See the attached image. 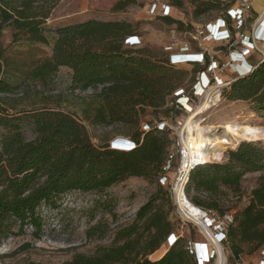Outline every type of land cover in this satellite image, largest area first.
<instances>
[{
    "label": "trees",
    "instance_id": "trees-1",
    "mask_svg": "<svg viewBox=\"0 0 264 264\" xmlns=\"http://www.w3.org/2000/svg\"><path fill=\"white\" fill-rule=\"evenodd\" d=\"M59 1L0 0V35L7 26L14 30V43L25 40L47 44L43 26ZM185 1L169 0L168 4L181 9ZM129 3L117 2L113 12L123 10ZM190 3H197L195 17L209 9H223L218 0ZM162 19L181 26L172 18ZM130 29L127 21L89 19L65 24L54 32L51 57L33 67L27 77L45 82L59 67H68L74 91L101 87L96 94L100 104L89 119L91 123L135 127L144 107H164L173 91L184 85L175 76L180 70L171 66L168 58L157 59L149 50L126 49L125 38L136 36ZM3 74L0 62V96L15 88L2 78ZM222 95L229 101H252L264 110V59L248 75L233 81ZM26 121L34 133L31 140L23 135ZM149 126L146 132L134 133L130 140L136 147L132 151L121 152L108 145H94L85 126L70 114L46 107L10 114L0 101V240L13 225H18L19 230L30 226L34 238L39 239V207L54 208L55 200L71 192L93 194L99 198L94 204H99L102 198H108L110 188L128 178H156L158 183L172 143L167 131ZM253 141L228 151L225 163H205L193 169L186 186V195L193 205L212 211L218 209L220 187L238 191L243 175L262 172L248 204L228 225L227 237L233 242L230 249L235 256L243 254L240 245L249 246L252 251L264 246V148ZM157 186V194L137 210L132 221L121 223L113 216L112 242L117 245L100 249L93 257L78 256L69 264H195L182 238L164 255L165 249L157 261L147 258L173 232L167 212L157 203L163 192ZM191 191L207 198L191 197ZM104 233L100 223H96L86 230L85 236L102 237Z\"/></svg>",
    "mask_w": 264,
    "mask_h": 264
},
{
    "label": "rangeland",
    "instance_id": "rangeland-1",
    "mask_svg": "<svg viewBox=\"0 0 264 264\" xmlns=\"http://www.w3.org/2000/svg\"><path fill=\"white\" fill-rule=\"evenodd\" d=\"M119 1L126 2L127 0H60L43 26L47 44L31 43L25 40L14 43L13 28L4 27L0 35V62L4 70L2 78L15 87L10 94L0 96V101L7 112L18 114L22 111H31L42 107L60 110L79 120L85 126L92 143L96 146H109L118 138L130 140L134 133L142 131L146 124L154 125L160 121H168V123L176 125L174 120L192 116L191 124L193 126L198 123L202 127L220 126V128L210 132L207 130L198 131L196 133L198 137L202 135L211 141L215 137L224 136L227 141L232 142L229 143L230 146H224L219 156L210 154L208 156L210 163H225L227 160L226 153L236 149L240 143L246 141L254 140L253 142H258L264 148V110H259L252 101H229L222 95L217 106L210 108V110L199 111V109L195 110L191 106L188 111L179 114L173 112L171 115L169 108L144 107L143 111H140V119L135 127L122 124L104 126L93 124L89 120L100 104V99L96 97L99 88L97 87L92 94L84 95L75 92L71 88V71L68 67H59L45 82L28 79L27 74L33 67L51 57L55 39L54 32L59 27L69 23L70 19L75 21L76 17H80L81 19L91 18L102 21H127L131 25L132 34H136L139 38L140 44L126 47V49L132 51L149 50L152 54H156L157 59H164L168 58L170 53L178 52L177 49L183 44H186L192 52L198 51L199 39L194 33V28L204 26L208 22H214L219 17V13L223 12L209 9L195 17L193 11L197 3L191 4L190 0H186L183 7L176 9L171 17L181 23L179 26L167 24L162 18L151 17L147 14V9L153 2L168 3L169 0H129L131 3L123 10L113 12V7ZM198 1L208 2L212 0ZM221 7L230 8L229 5H222ZM263 10L264 0H255L241 33L250 36L255 22ZM231 30L233 37L231 42L236 43L241 33L232 27ZM172 44H175L174 50L166 51L165 49L172 47ZM256 46L258 51L252 50L247 53L248 56L246 55L247 58L253 57L252 63H249L251 69L247 67L246 72L252 71L263 60L264 42H256ZM203 48L214 58L215 56L221 57L217 60L221 64L227 63L228 52L234 50V48H229L226 43H206ZM239 48L241 50V47ZM242 52L246 53L244 50ZM223 57H226L224 61L222 60ZM235 65L233 63L231 66H225L220 74L223 81L231 84L233 81L248 75L237 71L238 66L235 67ZM175 68L180 70V73L175 76L179 78L180 85H184L187 91L194 77L203 67L194 64L187 65V67L180 65ZM233 121L240 125L244 124L243 126L247 125L246 127L252 126L260 129H254L255 131L249 139L241 140L237 136L227 134L221 127L224 123H232ZM22 131L25 139L34 138L29 121L23 123ZM173 134L174 131H168L167 135L172 144L167 150L175 142ZM235 138L237 139L235 140ZM260 175L262 172L243 175L238 191L220 187L222 195L217 199L218 209L212 211L220 217L227 214L234 218L248 204L251 191L255 188ZM157 184L159 182H156V178L147 180L131 177L110 188L107 191L108 198H102V202L99 204H94L95 200L99 198L93 194L71 192L55 200L54 208L40 206L37 211L42 223L39 239L34 238L32 235L34 230L30 226L19 230L18 225H13L9 233L0 240V264H69L78 256L93 257L99 254L100 249L117 245L112 242L114 235L113 220L116 218L121 223L132 221L137 210L157 194L159 190ZM162 188L163 192L159 194L157 203L161 204L167 212L173 232L156 252L147 257L152 262L157 261L165 249L163 254H166L170 243L178 236L182 238L184 244L204 241L203 236L192 225L187 224V222H185L186 225L183 224L167 188ZM190 196L201 199L207 198L206 195L195 191H191ZM96 223H100V230L105 231L104 236L98 237L97 233L93 237L87 238L85 236L86 230ZM232 245L233 242L230 241L229 245L224 247V253L228 260L232 255L230 249ZM240 249L245 255L240 264H258L263 247L252 251L251 247L240 245ZM227 264L229 263L227 262Z\"/></svg>",
    "mask_w": 264,
    "mask_h": 264
},
{
    "label": "built area",
    "instance_id": "built-area-1",
    "mask_svg": "<svg viewBox=\"0 0 264 264\" xmlns=\"http://www.w3.org/2000/svg\"><path fill=\"white\" fill-rule=\"evenodd\" d=\"M218 1L222 5L232 6L228 9L223 7L221 11L225 13H219V17L214 22H208L204 26H196L194 28V33L199 39V50L192 52L186 44H183L177 49L178 52L169 54L168 62L171 66L196 64L203 67L194 77L189 90L186 91L187 88L179 87L167 98L164 108L171 110L170 115L173 112L179 114L180 112L188 111L191 106L195 110L199 109V111L210 110V108L217 106L223 90L230 84L223 81L220 76L225 66H231L235 63V67L238 66L237 71H239V66L241 65L251 69L250 64L246 62V55L249 51H258L256 42H264V33H261L264 30V19L259 22L264 15V10L256 20L250 36L241 33L244 30L246 19L253 8L255 0ZM173 12L174 7L168 3H159L158 1L153 2L147 9L149 16L159 18H171ZM231 27L241 33L236 43L231 42L233 39ZM206 43H226L229 48H234L233 51L231 50L227 54L229 58L227 63L221 64L213 56L209 55L203 48ZM139 44L140 41L137 36H130L124 40L126 47L138 46ZM237 47H241V50L237 51ZM173 48H175V44L165 50L171 51ZM243 50L246 53L242 52ZM246 71L242 73L249 74L251 72V70L249 72ZM98 88L100 91L101 87L98 86ZM75 92L86 95L94 93L95 90L88 88L84 91ZM191 119L192 116H188L186 119L174 120L176 125H172L168 121H160L154 124L155 129L159 131H174L173 135L175 137V142L167 151L166 158L160 168L159 185L167 188L183 224L186 225L185 222H187L203 236V242H188L185 244L186 251L193 258L195 264H227V262L229 264H240L245 255H231L230 260H228L224 253V247L229 245L227 229L232 217L227 214L220 217L211 210L195 206L186 195L190 172L200 165L211 162L204 156L206 150L199 145L196 134L198 131L189 128V124L192 123ZM149 129L150 126L146 124L143 126L142 131L146 132ZM109 146L113 150L130 152L136 147V144L128 139L118 138ZM224 146H230V144ZM204 231L208 232L207 235ZM180 238L178 236L171 242L167 251ZM258 264H264V246L260 253Z\"/></svg>",
    "mask_w": 264,
    "mask_h": 264
},
{
    "label": "bare ground",
    "instance_id": "bare-ground-1",
    "mask_svg": "<svg viewBox=\"0 0 264 264\" xmlns=\"http://www.w3.org/2000/svg\"><path fill=\"white\" fill-rule=\"evenodd\" d=\"M263 19H264V15L260 18L259 22L263 21ZM261 33L263 34L264 30H262ZM246 70H247L246 66H244V65L239 66V71L240 72H243V71H246ZM221 127H222L223 130H225V132L227 134H232L233 136H237L241 140L249 139L250 135L253 133V131H255L253 128L249 129V128H246V127H243V126H239V125H236V124H233V123H229V122L224 123V125H222ZM189 128H191L192 130L194 129L196 131H200V132L204 131V130L205 131L207 130L208 132H210L212 130L220 128V126H218V127L217 126H203L202 127L200 125V123H198L195 126H193L192 124H189ZM227 138H229V137H227ZM236 139L237 138H235V140ZM198 142H199L200 147L202 149L206 150L204 152V156L207 159L208 156H210V154L219 156L220 152H222V150L224 149V145H226V144L228 145L231 141L230 142L227 141L226 137H224V136L215 137L214 139H212L210 141L208 138H206V137L201 135V136L198 137ZM206 162H207V160H206ZM204 232L207 235L208 232H206V231H204Z\"/></svg>",
    "mask_w": 264,
    "mask_h": 264
},
{
    "label": "crops",
    "instance_id": "crops-1",
    "mask_svg": "<svg viewBox=\"0 0 264 264\" xmlns=\"http://www.w3.org/2000/svg\"><path fill=\"white\" fill-rule=\"evenodd\" d=\"M175 11H176V8H174V12H175ZM174 12H173V13H174ZM219 15H220V14H219ZM74 18H75V17H74ZM75 19H76L75 21H72V19H70L71 21H70L69 23H67V24H73V23L84 22V21L89 20V19H91V18L81 19L80 17H76ZM239 49H240L239 47L236 48L237 51H239ZM214 56H215V55H214ZM247 56H248V55H247ZM225 58H226V57H223L222 60L224 61ZM215 59L218 60V59H221V57H216V56H215ZM252 60H253V57H251V58H246V62H247V63H252V62H251ZM183 67H184V66H183ZM185 67H187V65H185Z\"/></svg>",
    "mask_w": 264,
    "mask_h": 264
},
{
    "label": "water",
    "instance_id": "water-1",
    "mask_svg": "<svg viewBox=\"0 0 264 264\" xmlns=\"http://www.w3.org/2000/svg\"><path fill=\"white\" fill-rule=\"evenodd\" d=\"M165 255V254H164Z\"/></svg>",
    "mask_w": 264,
    "mask_h": 264
}]
</instances>
